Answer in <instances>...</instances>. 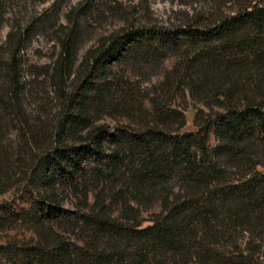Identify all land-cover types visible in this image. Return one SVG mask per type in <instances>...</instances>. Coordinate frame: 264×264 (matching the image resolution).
I'll list each match as a JSON object with an SVG mask.
<instances>
[{"label": "trees", "instance_id": "1", "mask_svg": "<svg viewBox=\"0 0 264 264\" xmlns=\"http://www.w3.org/2000/svg\"><path fill=\"white\" fill-rule=\"evenodd\" d=\"M74 33L62 42L60 77L71 68ZM23 42L20 31L7 34L0 122L11 115L31 151L40 135L24 129ZM171 54L177 61L139 103L130 81L106 68L111 61L160 63ZM81 66L91 69L90 80L68 96L47 147L26 165L38 205L19 219L38 241L13 264H264V172L257 170L264 166V0H207L174 29H121L90 48ZM186 96L200 105L194 132L182 131ZM120 108L136 119L132 127L96 123ZM8 152L0 145V166ZM88 161L95 165L85 167ZM65 188L81 190L87 211L61 207ZM156 205L158 212L142 216ZM64 222L86 234L81 246L71 247L54 227Z\"/></svg>", "mask_w": 264, "mask_h": 264}, {"label": "rangeland", "instance_id": "2", "mask_svg": "<svg viewBox=\"0 0 264 264\" xmlns=\"http://www.w3.org/2000/svg\"><path fill=\"white\" fill-rule=\"evenodd\" d=\"M207 0H0V59L7 61L12 46L6 44L9 32H21L24 42L18 54L20 64V105L30 127L40 137L37 147L30 151L18 134L19 124L11 115L1 119L3 134L2 146L10 153L7 166H0V179L5 188L0 192V264H13L15 255L34 245L38 238L29 226L19 219L27 210L36 208L37 189L33 187L26 174V165L31 157L38 155L48 145L51 132L55 131L61 114L69 104L68 96L79 91L90 80L88 66H81L82 57L90 48H95L105 37L121 29L131 27H153L174 29L187 23L188 19L204 7ZM74 30L76 44L69 71L61 77L60 69H65L62 42ZM176 54L166 60L143 64L136 60L111 61L106 68L118 78L130 81L136 91V102L151 92L152 87H160L163 76L177 61ZM177 100L176 103H179ZM144 107H149L146 101ZM200 105L190 100H181L186 125L183 132L196 130L193 119ZM117 112L102 116L97 124H106L112 131L127 130L136 119L128 120ZM132 127V126H131ZM130 127V128H131ZM29 137V136H28ZM216 144L210 135L209 145ZM88 161L85 167H93ZM264 172V166L258 167ZM81 191V190H80ZM79 190L60 189L61 207L72 212H85L83 193ZM89 206L93 203L92 193L88 195ZM112 213L118 214L117 206ZM158 206L144 212L147 218L158 212ZM147 225V222L143 226ZM71 247L83 244L87 236L81 233L73 222L54 226ZM20 257V256H19Z\"/></svg>", "mask_w": 264, "mask_h": 264}]
</instances>
